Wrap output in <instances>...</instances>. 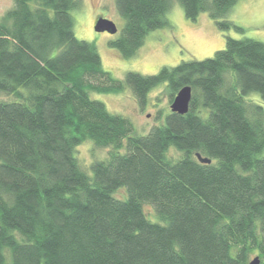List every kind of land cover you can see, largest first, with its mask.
<instances>
[{"label":"trees","instance_id":"trees-1","mask_svg":"<svg viewBox=\"0 0 264 264\" xmlns=\"http://www.w3.org/2000/svg\"><path fill=\"white\" fill-rule=\"evenodd\" d=\"M174 1L115 0L125 25L109 45L134 57ZM176 1L243 32L223 19L238 0ZM81 6L14 0L0 18V93L13 97L0 100V264H264V43L228 37L213 57L122 80L77 38ZM161 85L171 103L190 86V110L146 135L90 97L129 88L144 109ZM87 140L110 149L92 175L76 158Z\"/></svg>","mask_w":264,"mask_h":264},{"label":"rangeland","instance_id":"rangeland-1","mask_svg":"<svg viewBox=\"0 0 264 264\" xmlns=\"http://www.w3.org/2000/svg\"><path fill=\"white\" fill-rule=\"evenodd\" d=\"M80 9L72 11L77 38L94 43L102 58L105 70L115 78L124 79L128 72L142 75L157 74L164 66L174 67L183 61H201L213 57L215 52L226 47L228 37L242 40L254 39L264 43V0H238L230 12L223 18L231 21L243 32L231 28L229 31L219 29L217 23L208 12L199 15L196 21L187 19L183 7L175 0L167 18L170 27L152 31L137 54L129 59L112 48L109 43L120 37L125 20L117 11L115 0H81ZM14 0H0V18L12 8ZM99 17L113 21L117 33H98L95 24ZM253 99L259 103L258 94ZM93 100L103 102L110 113L130 119L138 135H146L157 125L163 124L166 115L171 112V92L166 85H161L149 93L147 106L142 109L131 89L127 88L119 94H100L90 92ZM13 97L0 93V100H11ZM109 148L97 147L93 141L87 140L76 149V158L81 168L92 175L91 165L96 161L106 160ZM127 192L120 189L116 198L125 199ZM149 219L157 222L154 208L144 205ZM256 256H252L251 260Z\"/></svg>","mask_w":264,"mask_h":264},{"label":"water","instance_id":"water-1","mask_svg":"<svg viewBox=\"0 0 264 264\" xmlns=\"http://www.w3.org/2000/svg\"><path fill=\"white\" fill-rule=\"evenodd\" d=\"M95 31L98 33L107 32L110 34L117 33V26L116 24L104 17H99L95 24ZM193 97V91L190 86L183 87L175 96L172 104H171V111L173 113H177L180 115H185L190 110V104ZM197 159L202 164H211L212 160L209 158L202 157L201 154L197 153ZM250 264H260L259 257H255V259L251 260Z\"/></svg>","mask_w":264,"mask_h":264}]
</instances>
